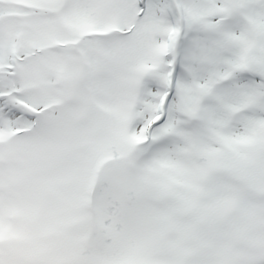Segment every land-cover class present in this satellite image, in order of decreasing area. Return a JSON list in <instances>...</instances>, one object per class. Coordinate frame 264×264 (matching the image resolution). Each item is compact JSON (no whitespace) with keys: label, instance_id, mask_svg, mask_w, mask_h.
<instances>
[{"label":"snow or ice","instance_id":"snow-or-ice-1","mask_svg":"<svg viewBox=\"0 0 264 264\" xmlns=\"http://www.w3.org/2000/svg\"><path fill=\"white\" fill-rule=\"evenodd\" d=\"M0 264H264V0H0Z\"/></svg>","mask_w":264,"mask_h":264}]
</instances>
